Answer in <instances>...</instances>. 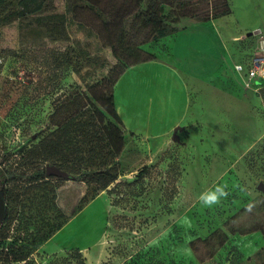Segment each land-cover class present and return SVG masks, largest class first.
Instances as JSON below:
<instances>
[{"label":"rangeland","instance_id":"1","mask_svg":"<svg viewBox=\"0 0 264 264\" xmlns=\"http://www.w3.org/2000/svg\"><path fill=\"white\" fill-rule=\"evenodd\" d=\"M191 1L162 0L146 25L141 19L146 3L111 2V10L119 9L128 16L124 23L127 40L141 50L131 58L167 59L158 30L165 25L178 31L200 21L182 13L180 4ZM224 2L203 1L196 12L214 13ZM230 2L232 12L221 16L224 19L215 25L231 54L226 70L215 65L225 45L219 47L213 27L206 29L208 44L188 32H183L178 43L177 33L168 40L176 53L180 41H186L189 61L197 62L187 65L188 69L202 77L215 76L207 84L210 88L226 89L228 83L238 82L245 93L241 89L234 102L217 89L194 91L187 117L165 137L143 138L124 130L127 141L118 159L122 175L101 191L93 207L78 219L86 224L77 230L91 236L83 245H93L90 252L85 251L86 256L82 253L79 258L72 251H34L26 261L6 260L10 242L30 240L35 233L33 226L17 221L18 208L17 219L8 221L0 235V264H83V260L85 264H264V192L258 189V183L264 182V144L254 139L264 131V103L258 94L264 78L247 86L236 69L237 64L249 67L251 58L259 53L256 47L264 36V0ZM55 4L57 11L67 16V39L34 37L31 19L24 20L22 26L18 21L0 25V164L4 169L18 166L23 149L27 151L57 128L75 98H93L92 92L100 91L103 81L110 82L120 70L112 48L103 45L94 29L88 33L85 23L66 12V0H55ZM84 16L87 21L95 19L93 26L102 20L99 14L86 12ZM257 29L263 33L233 41L237 39L233 35ZM196 49L201 53L194 56ZM51 50L67 52L71 65L51 66ZM88 56H98L97 61H87ZM71 62L91 65L83 66L79 75ZM217 73H225L232 82L223 75L216 77ZM52 181L57 204L66 216L71 215L79 204V183L51 176ZM218 183L227 184L230 195L220 205L203 207L199 194ZM9 186L20 192L23 200L27 198L26 180L8 182ZM36 209L33 221L38 224ZM46 213L50 228L66 217L53 213L52 219L51 211Z\"/></svg>","mask_w":264,"mask_h":264},{"label":"trees","instance_id":"2","mask_svg":"<svg viewBox=\"0 0 264 264\" xmlns=\"http://www.w3.org/2000/svg\"><path fill=\"white\" fill-rule=\"evenodd\" d=\"M114 1L116 0H66V12L76 17L82 24L85 23L88 33L90 29H94L95 35L103 45L112 48L114 55L119 58L117 64L120 68L119 72L110 82L108 79L105 83L103 81L102 89L95 93L92 92L93 98L76 95L78 97L72 103V108L64 111L65 116L58 121L57 128L30 146L27 151L23 149V160L18 163V166L4 169L0 164V187L7 200V218L0 226V235L8 221L11 223L17 219L15 212L18 208L20 211L17 216L20 218L17 221L33 226L32 229L35 231L30 240H21L18 244L16 240L10 242L11 249L7 248L5 259L12 263L26 261L29 254L38 250L46 240L67 223L72 215L79 212L122 175L118 159L124 150L127 137L116 107L115 85L128 67L153 59L150 57L131 58L133 53H140L141 50L136 45L131 46L130 41L128 42L124 28L128 16L119 9L111 10L110 5ZM136 1L139 5L146 3V9L141 17L145 25L153 19L162 2V0ZM203 1L209 3L210 0H193L189 4L181 3L183 15L206 21L232 12L230 0H225L222 6L215 7L214 13L208 10L206 14H200L196 12V8L203 5ZM86 12L91 16L100 15L102 20L99 26L92 25L96 24L95 19L91 18V21H87L84 18ZM66 17L65 13L57 11L55 0H0V25L18 21L22 26L24 20L31 19L35 22L32 28L35 33L32 34L34 37L47 36L53 40L67 39ZM176 32L163 25L158 30L157 38H164ZM51 51V66L59 67L63 63L71 65L67 52ZM97 58L98 56H88L87 61H97ZM71 63L73 70L79 75H81L83 66L91 65L82 62ZM258 94L264 103V86L259 89ZM45 164H55L69 173V177L65 179L83 181L87 186L84 196L69 216H66L57 204L56 184L51 182V176L46 175ZM22 180L28 183L25 189L27 192L25 200L21 198L20 192L14 191V187H8V182ZM34 208H37L36 217L40 221L38 224L33 221ZM47 211H51V218L53 213H57L58 216H55L58 218L60 215L66 217L62 221L54 222L50 228ZM80 249L75 248L72 253L82 258ZM84 262L83 260L82 263L85 264Z\"/></svg>","mask_w":264,"mask_h":264},{"label":"crops","instance_id":"3","mask_svg":"<svg viewBox=\"0 0 264 264\" xmlns=\"http://www.w3.org/2000/svg\"><path fill=\"white\" fill-rule=\"evenodd\" d=\"M222 17L193 22L176 32L177 43L180 40L179 38L183 36V32H188L195 36L196 39L208 44L210 34L206 29L209 28L212 30L211 27H213V32L215 33L214 39L217 44L219 47L223 45L226 47L223 48L222 52L220 51V57H213V62L216 58L215 65H218L217 67L220 66L218 69L220 71H224L228 68V54L231 56L229 53V47L225 42L226 39L223 38L220 30L217 31L215 26L217 25V20L220 18L224 19ZM257 30L259 31L261 29ZM176 33L168 35L163 39V43H165L164 52L165 56H168L167 59L164 57L162 59H153L132 65L124 71L115 85L114 94L117 111L123 121L125 129L129 133H133L143 138L168 136L171 133H174L187 117L192 104V95L194 91L202 92L209 89L216 91L217 89L214 87L210 88V86L207 85L209 80H211L210 78L215 76L210 75L202 77L197 75L194 70L188 69L187 65L196 61H189L190 54L184 49L186 41L184 42L181 40L177 53L175 52V49L172 52L168 39ZM248 34L249 33L245 34V32H243L239 35H233L237 38L233 39V41L239 40L238 38ZM189 46L192 48V44H189ZM200 53L201 52L198 49L193 50L194 56ZM221 75L225 76L226 80L232 82L231 78L225 73H219L216 77ZM236 83H228L226 89L223 87L218 88L217 90L221 92V95H225L226 98L235 102L236 98L240 97L239 93L241 89L244 93L246 91L242 88L241 84L238 82ZM219 98L221 101V96H219ZM255 136L257 137L254 139L257 138L264 144V131ZM261 156H264V154ZM69 181L79 183L80 190L77 197L78 202H80L87 190L85 182L74 180ZM82 185H84V189H82ZM99 197H101L100 193L87 203L79 212L72 215L67 223L46 240L36 251H48L50 253L58 252L61 254L67 251H73V249L79 247L81 248V253L86 256L85 251L89 249L90 252L93 245L90 247L83 245V240L88 237H90L91 240V236L85 231V234H83L81 231L77 230V227L81 228L82 225L86 224V222L78 219H80L87 210L93 207L95 200ZM89 213L93 214L94 210L89 211ZM65 231H67V234L64 235ZM77 232L79 233L78 235Z\"/></svg>","mask_w":264,"mask_h":264},{"label":"built area","instance_id":"4","mask_svg":"<svg viewBox=\"0 0 264 264\" xmlns=\"http://www.w3.org/2000/svg\"><path fill=\"white\" fill-rule=\"evenodd\" d=\"M258 34H262V31L259 30ZM256 50H258L259 53L251 58L249 67L247 66L245 67L243 64L236 65V69L243 77V80L247 86H250L253 83H256L260 79L264 78V36L263 35H261L259 38V44L257 45Z\"/></svg>","mask_w":264,"mask_h":264},{"label":"clouds","instance_id":"5","mask_svg":"<svg viewBox=\"0 0 264 264\" xmlns=\"http://www.w3.org/2000/svg\"><path fill=\"white\" fill-rule=\"evenodd\" d=\"M230 195L227 184H215L214 186L204 190L198 196V201L205 208H212L220 205L222 200L226 199ZM252 205L248 206V210L251 211Z\"/></svg>","mask_w":264,"mask_h":264},{"label":"water","instance_id":"6","mask_svg":"<svg viewBox=\"0 0 264 264\" xmlns=\"http://www.w3.org/2000/svg\"><path fill=\"white\" fill-rule=\"evenodd\" d=\"M255 33H258V30L255 32H250L248 35H252ZM46 173L48 176H55L58 178H68L69 177V173L67 171L59 168L55 164H48L46 166ZM258 189L264 192V182L263 181H260L258 183ZM5 213H6V201H5V197L2 193V191L0 189V223L3 220Z\"/></svg>","mask_w":264,"mask_h":264},{"label":"flooded vegetation","instance_id":"7","mask_svg":"<svg viewBox=\"0 0 264 264\" xmlns=\"http://www.w3.org/2000/svg\"><path fill=\"white\" fill-rule=\"evenodd\" d=\"M47 165H48V164H45V173H46V166H47ZM46 175H47V173H46ZM47 176H48V175H47ZM53 177H55V176H53ZM0 189H1V187H0ZM5 201H6V209H7V200L5 199ZM6 218H7V211H6V213H5V216H4L3 220H2V222L0 223V226L2 225L3 221L6 220Z\"/></svg>","mask_w":264,"mask_h":264}]
</instances>
